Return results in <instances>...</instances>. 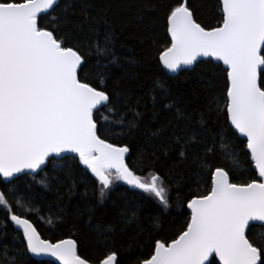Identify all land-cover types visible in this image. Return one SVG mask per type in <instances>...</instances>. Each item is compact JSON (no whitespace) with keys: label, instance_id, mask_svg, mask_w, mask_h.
<instances>
[{"label":"snow or ice","instance_id":"6c2138e0","mask_svg":"<svg viewBox=\"0 0 264 264\" xmlns=\"http://www.w3.org/2000/svg\"><path fill=\"white\" fill-rule=\"evenodd\" d=\"M60 3L0 0V183L5 184L0 206L22 230L23 244H0V264H24L29 254L55 257L60 264H116L115 252L91 260L78 253L77 239L52 242L43 238L30 219L13 210L15 206L22 213L35 211L15 198L19 174L44 172L40 183L47 186L46 169L71 173L68 154H76L78 163L96 178L101 203L114 183L122 181L155 197L162 211L173 206L164 176L158 171L137 174L142 170L131 163L130 146L110 142L111 129L124 126L127 113L111 121L100 115L103 109L115 111L111 107L115 92L107 87L109 73L97 72L91 53L70 38L63 25L72 3L68 0L63 9ZM219 10L220 22L207 28L197 22L190 0H173L165 16L170 46L160 52L159 60L170 73L195 71L196 65L204 63L201 58H214L226 66L223 117L235 133L246 138L244 147L255 175L237 182L231 167L212 164L208 154L214 153V147L198 139L206 129L174 137L181 158L186 159L197 144L204 146L198 158L199 175L208 174L209 186L185 198L189 219L174 237L155 240L153 252L139 264H264V0H220ZM46 17L51 22L45 23ZM109 47L110 36L105 34L103 44L95 41V54L109 55V63L115 64L117 57ZM207 63L205 78L211 89L213 66L211 60ZM208 99L207 110L219 113L216 98L210 95ZM164 108L174 113L175 121L182 120L185 128H191L179 106L165 103ZM129 111L132 119L121 136L138 127L141 114ZM170 148L162 146L161 152L167 155ZM6 234H0V239Z\"/></svg>","mask_w":264,"mask_h":264},{"label":"trees","instance_id":"16d2710c","mask_svg":"<svg viewBox=\"0 0 264 264\" xmlns=\"http://www.w3.org/2000/svg\"><path fill=\"white\" fill-rule=\"evenodd\" d=\"M67 2L61 0L60 9ZM219 2L190 0L197 22L207 28L216 27L221 19ZM71 3L68 21L63 27L73 41L78 40L91 53L90 62L97 72L109 73L107 87L115 92L111 105L115 111L103 109L100 115L111 121L127 113L125 125L111 129L110 142L130 146L131 163L142 170L137 174L147 176L150 171H158L164 176L173 206L162 211L155 197L117 182L101 203L96 178L78 163V158L70 157L66 161L70 174L67 170L55 173L51 168L45 170L47 186L40 183L44 172L35 175V179L33 175L16 179L15 198L35 211L22 213L15 206L13 210L30 219L45 239L52 242L77 239L78 253L85 258L100 260L111 251L117 255L116 264H139L153 252L155 240L174 237L189 219L185 198L195 191L204 192L209 186L208 174L199 175L198 158L203 156L204 146L197 144L186 159L181 158L175 150L174 137H186L206 129L198 139L214 147V153L208 154L209 161L231 167L237 182L255 175L253 165L244 147L246 141L239 138L223 117L224 67L211 61L212 87L209 89L205 78L209 60L196 65L195 71L184 70L176 76L169 75L159 60L160 52L170 46L165 16L173 0H71ZM51 20L46 17L45 23ZM105 34L110 36L109 52L117 57L115 64L109 63V55L95 54V41L103 44ZM210 95L216 98L219 113L207 110ZM165 103L179 106L190 119L191 128H185L182 120L175 121L174 113L164 108ZM130 109L141 114L137 118L138 127L131 134L121 136L127 121L132 119ZM221 128L226 131L221 132ZM158 130H163L162 135L153 136ZM165 145H172L167 155L161 152ZM232 157L238 163L233 164ZM0 190H5L4 183H0ZM9 199L13 202L12 197ZM5 232L0 244L23 247L21 231L13 226L0 206V234ZM24 264L54 263L39 262L29 255Z\"/></svg>","mask_w":264,"mask_h":264},{"label":"water","instance_id":"95a60500","mask_svg":"<svg viewBox=\"0 0 264 264\" xmlns=\"http://www.w3.org/2000/svg\"><path fill=\"white\" fill-rule=\"evenodd\" d=\"M169 37H170V35H169ZM201 60L202 61H206V60H211V61H213L214 63H216V64H218V65H222L224 68H226V66L225 65H223V63L222 62H219V61H215V59L214 58H201ZM162 64V63H161ZM169 75H171V76H176V75H178L181 71H184V70H181V71H179L178 73H170V72H168L166 69H164ZM233 131L235 132V130L233 129ZM238 136H239V134L238 133H236ZM239 138L240 139H242V140H244V141H246V138H244V137H240L239 136ZM69 155V157H76V158H78L77 156H76V154H68ZM82 167H84L85 168V166H83V165H81ZM86 169V168H85ZM86 170H88V169H86ZM88 172L91 174V172H90V170H88ZM39 174V173H38ZM24 175H37V174H19V177H21V176H24ZM92 175V174H91ZM93 176V175H92ZM94 177V176H93ZM95 178V177H94ZM125 184V183H124ZM126 185V184H125ZM128 187H130L131 188V186H129V185H127ZM131 189H133V188H131ZM134 190H138V191H141V190H139V189H134ZM188 211H189V213H190V209H188ZM12 224H13V226L16 228V229H18V227L12 222ZM19 231H21L22 232V230L21 229H18ZM30 255V257L32 258V259H34V260H36V261H39V262H42V261H48V262H52V263H54V264H60V262L58 261V260H56V258L55 257H51V256H40V257H36V256H32L31 254H29ZM217 259V261H218V258H216Z\"/></svg>","mask_w":264,"mask_h":264},{"label":"rangeland","instance_id":"374dc122","mask_svg":"<svg viewBox=\"0 0 264 264\" xmlns=\"http://www.w3.org/2000/svg\"><path fill=\"white\" fill-rule=\"evenodd\" d=\"M116 183V182H115ZM117 183H124V182H122V181H117ZM109 196V193H108V195L105 197V199L104 200H106V198Z\"/></svg>","mask_w":264,"mask_h":264}]
</instances>
